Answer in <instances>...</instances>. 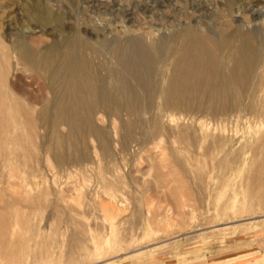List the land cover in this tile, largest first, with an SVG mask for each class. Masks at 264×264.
<instances>
[{
    "label": "rangeland",
    "instance_id": "obj_1",
    "mask_svg": "<svg viewBox=\"0 0 264 264\" xmlns=\"http://www.w3.org/2000/svg\"><path fill=\"white\" fill-rule=\"evenodd\" d=\"M248 1L0 0V92L19 102L37 86L47 99L61 87L58 60L36 61L32 83L15 64L20 45L41 58L80 37L99 48L86 55L102 86L117 65L100 48L105 36L169 46L192 27L221 44L238 28L259 57L252 91L168 96L166 52L142 107L93 110L96 131L73 148L52 143L68 134L65 123L0 109V264H264V20H251ZM251 1L264 12V0ZM43 9L53 18L46 26Z\"/></svg>",
    "mask_w": 264,
    "mask_h": 264
},
{
    "label": "bare ground",
    "instance_id": "obj_2",
    "mask_svg": "<svg viewBox=\"0 0 264 264\" xmlns=\"http://www.w3.org/2000/svg\"><path fill=\"white\" fill-rule=\"evenodd\" d=\"M252 2L254 1H248V4L254 6V9H249L251 20H264V12L258 7L255 8L257 5ZM40 11L39 20L42 26L51 23L52 15L45 9ZM21 35L28 37L29 34ZM107 37H101L104 42L100 48L109 49L116 58L117 65L109 72L112 85H100V78L86 55L91 48L98 53L99 48L95 49L80 37L74 38L73 43L66 49L57 45L50 47L41 58L34 50L20 45L15 64H22L23 70L33 73L30 77L32 83L36 84L39 77L36 76L39 74L36 61L40 60L47 68L58 60L56 74L61 77V87L58 93L47 99L40 94L41 87L37 86L36 92H25V103L12 99L6 92H0V109H36L39 122H46L53 128L65 123L68 134L62 136L55 133L52 143L55 147L69 144L73 148L83 132H94L95 128L89 124L93 110L99 107L116 111L124 109L134 115L142 107L141 97L150 95L155 90L153 76L156 64L166 52L172 55L173 62L171 77L166 87L161 90L164 95H180L201 90L206 86H210L216 98H223L228 93L253 90L251 78L256 71L258 52L252 44V37L238 28L225 35L221 44L192 27L178 35L180 44L169 46L164 38L147 43L141 36H128L122 42L119 36ZM222 48L228 51L226 60L229 64L220 52ZM1 82L5 81L0 78ZM118 96H124L125 100ZM6 97L8 98L4 102ZM131 124L130 122L128 127ZM157 124L154 120V125Z\"/></svg>",
    "mask_w": 264,
    "mask_h": 264
}]
</instances>
